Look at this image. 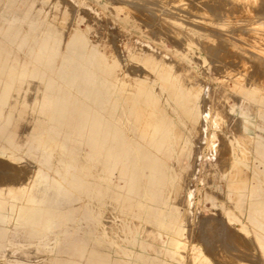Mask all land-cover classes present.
Here are the masks:
<instances>
[{"label": "rangeland", "instance_id": "1", "mask_svg": "<svg viewBox=\"0 0 264 264\" xmlns=\"http://www.w3.org/2000/svg\"><path fill=\"white\" fill-rule=\"evenodd\" d=\"M263 2L0 0V264H264Z\"/></svg>", "mask_w": 264, "mask_h": 264}, {"label": "bare ground", "instance_id": "2", "mask_svg": "<svg viewBox=\"0 0 264 264\" xmlns=\"http://www.w3.org/2000/svg\"><path fill=\"white\" fill-rule=\"evenodd\" d=\"M207 1V0H206ZM222 1V0H221ZM215 2V1H214ZM250 2V1H249ZM240 3V2H239ZM261 3V2H260ZM264 3V2H263ZM222 4V3H221ZM159 5V4H158ZM239 6V5H238ZM263 6V5H262ZM214 7V6H213ZM217 7V6H216ZM252 7V6H251ZM260 7V6H259ZM254 10V9H253ZM256 10V9H255ZM261 11V10H260ZM246 12V11H245ZM257 12V11H256ZM255 12V13H256ZM259 13V12H258ZM262 13H264L263 11H262ZM258 16V15H257ZM264 16V15H263ZM262 17V16H261ZM261 19V18H260ZM253 23V22H252ZM255 23V22H254ZM250 24V23H249ZM242 26V25H241ZM240 26V27H241ZM240 29V28H239ZM231 30V29H230ZM31 31V30H30ZM247 31V30H246ZM30 33V32H29ZM28 35V34H27ZM247 35V34H246ZM30 37V36H29ZM28 37V38H29ZM232 37V36H231ZM260 37H262L263 38V36H260ZM253 38V37H252ZM259 39V38H258ZM44 40V39H43ZM47 40H49V39H47ZM59 40V39H58ZM237 40V39H236ZM260 40V39H259ZM261 40H264V39H261ZM29 41H30V39H29ZM257 42H259V41H257ZM37 43V42H36ZM62 43V42H61ZM254 43H256V42H254ZM57 44H59V43H57ZM56 44V45H57ZM45 45H47V44H45ZM42 46H43V44H42ZM5 47V46H4ZM12 47V46H11ZM37 47V46H36ZM60 48V47H59ZM9 49V48H8ZM45 49V48H44ZM48 49V48H47ZM10 50V49H9ZM39 50V49H38ZM53 51V50H52ZM248 51V50H247ZM13 52H14V50H13ZM47 52V51H46ZM54 52V51H53ZM29 53V52H28ZM34 53V52H33ZM50 53V52H49ZM87 53V52H86ZM237 53H238V51H237ZM53 54V53H52ZM51 54V55H52ZM54 54H55V52H54ZM13 55V54H12ZM36 55V54H35ZM38 55H40V53L38 54ZM50 54L49 55H47V57L48 56H51ZM57 55V54H56ZM236 55V54H235ZM242 55V54H241ZM31 56V55H30ZM29 56V57H30ZM54 56V55H53ZM31 58V57H30ZM42 59V58H41ZM44 59V58H43ZM103 59V58H102ZM26 60V59H25ZM35 60V59H34ZM37 60V59H36ZM35 60V61H36ZM249 60V59H248ZM38 61V60H37ZM51 61H52V59H51ZM256 61V60H255ZM258 61V60H257ZM39 62H41V61H39ZM46 62H48V61H46ZM109 62V61H108ZM107 62V63H108ZM42 63V62H41ZM50 63V62H49ZM52 63H55V62H52ZM86 63V62H85ZM93 63V62H92ZM25 64V63H24ZM47 65V64H46ZM156 65V64H155ZM43 66V65H42ZM48 66V65H47ZM50 67L52 66V64L51 65H49ZM36 67V66H35ZM52 67H54V66H52ZM155 67V66H154ZM29 68V67H28ZM89 68V67H88ZM87 68V69H88ZM259 68V67H258ZM30 69V68H29ZM36 69V68H35ZM39 69V68H38ZM52 69V68H51ZM254 69V68H253ZM40 71V70H39ZM255 71H256V69H255ZM67 72H68V70H67ZM98 73V72H97ZM100 73V72H99ZM33 73H31V75H32ZM158 74V73H157ZM34 75V74H33ZM97 75V74H96ZM49 76V75H48ZM107 76V75H106ZM36 77V76H35ZM48 78V77H47ZM138 79V78H137ZM47 80H49V78L47 79ZM53 80V79H52ZM112 80V79H111ZM107 81V80H106ZM134 82V81H133ZM35 83V82H34ZM46 83H47V81H46ZM98 83V82H97ZM101 83V82H100ZM37 84V83H36ZM54 84V83H53ZM56 84V83H55ZM60 84V83H59ZM61 85V84H60ZM93 85V84H92ZM102 85H104V84H102ZM246 85V84H245ZM25 87V86H24ZM33 87V86H32ZM48 87V86H47ZM100 87V86H99ZM102 87V86H101ZM104 87V86H103ZM92 88V87H91ZM108 88V87H107ZM30 89V88H29ZM35 89V88H34ZM49 90V89H48ZM66 90V89H65ZM67 90H69V89H67ZM134 90V89H133ZM31 92V91H30ZM67 92H69V91H67ZM109 92V91H108ZM145 92V91H144ZM38 94V93H37ZM68 94V93H67ZM70 94H71V92H70ZM125 94V93H124ZM264 94V93H263ZM61 95V94H60ZM66 95V94H65ZM78 95V94H77ZM152 95V94H151ZM33 96V95H32ZM27 97H29V96H27ZM49 97V96H48ZM47 97V99H48V101H50V99L49 98H51V97H49L48 98ZM61 98V97H60ZM78 98V97H77ZM110 98V97H109ZM44 99V98H43ZM43 99H42V101H43ZM105 99H108V98H105ZM31 100V99H30ZM36 100V99H35ZM104 100V99H103ZM45 101V100H44ZM106 101V100H105ZM108 101V100H107ZM106 101V102H107ZM110 101V100H109ZM108 101V102H109ZM147 101V100H146ZM56 102V101H55ZM60 102V101H59ZM35 103H36V101H35ZM38 103V102H37ZM41 103V102H40ZM49 103H51V102H49ZM85 103V102H84ZM104 103V102H103ZM140 103V102H139ZM30 104V103H29ZM43 104V103H42ZM107 104H109V103H107ZM144 104H145V102H144ZM147 104V103H146ZM46 105V104H45ZM48 105V104H47ZM79 105V104H78ZM150 105V104H149ZM253 105V104H252ZM42 106H44V105H42ZM108 106H110V105H108ZM50 107V106H49ZM85 107H88V106H86L85 105ZM100 107V106H99ZM103 107H105V106H103ZM44 108V107H43ZM47 108V107H46ZM91 108V107H90ZM50 109V108H49ZM85 109V108H84ZM48 110V109H47ZM158 110V109H157ZM86 111V110H85ZM41 112H43V110H41ZM66 112V111H65ZM87 113V112H86ZM29 114V113H28ZM31 114V113H30ZM41 114V113H40ZM52 114V113H51ZM88 114V113H87ZM245 114V113H244ZM249 114V113H248ZM253 114V113H252ZM36 115V114H35ZM34 115V116H35ZM75 115V114H74ZM150 115V114H149ZM41 116V115H40ZM45 116V115H44ZM57 116V115H56ZM64 116V115H63ZM66 116V115H65ZM90 116V115H89ZM148 116V115H147ZM18 117V116H17ZM48 117V116H47ZM83 117V116H82ZM162 117V116H161ZM37 118V117H36ZM42 118H43V116H42ZM55 118V117H54ZM64 118V117H63ZM76 118V117H75ZM107 118V117H106ZM144 118V117H143ZM18 119V118H17ZM51 119V118H50ZM73 119V118H72ZM82 119V118H81ZM133 119V118H132ZM156 119V118H155ZM36 120V119H35ZM86 120V119H85ZM139 120V119H138ZM137 120V121H138ZM172 120V119H171ZM18 121V120H17ZM64 121V120H63ZM66 121V120H65ZM88 121V120H87ZM143 121V120H142ZM148 121V120H147ZM151 121V120H150ZM158 121V120H157ZM170 121V120H169ZM116 122V121H115ZM22 123V122H21ZM75 123V122H74ZM85 123V122H84ZM106 123V122H105ZM104 123V124H105ZM118 123V122H117ZM163 123V122H162ZM167 123H169V122H167ZM171 123V122H170ZM240 123V122H239ZM77 124H78V122H77ZM88 124V123H87ZM150 124V123H149ZM172 124V123H171ZM163 125V124H162ZM43 126H44V124H43ZM53 126V125H52ZM64 126V125H63ZM87 126V125H86ZM106 126V125H105ZM239 126H240V124H239ZM109 127H111V126H109ZM108 127V128H109ZM162 127V126H161ZM52 128V127H51ZM54 128V127H53ZM149 128V127H148ZM159 128V127H158ZM105 129V128H104ZM161 129V128H160ZM50 130V129H49ZM140 130V129H139ZM166 130V129H165ZM59 131V130H58ZM68 131V130H67ZM110 132V130H107V132ZM142 131H143V129H142ZM66 132V131H65ZM138 132V131H137ZM146 132V131H145ZM175 132V131H174ZM69 133V132H68ZM166 133H167V131H166ZM85 134V133H84ZM110 134V133H109ZM119 134V133H118ZM145 134V133H144ZM53 135V134H52ZM104 135H106V134H104ZM175 135V134H174ZM239 135V134H238ZM66 137V136H65ZM70 137H71V135H70ZM110 137V136H109ZM120 137V136H119ZM118 137V138H119ZM154 137H156V136H154ZM63 138H64V136H63ZM68 138V137H67ZM102 138V137H101ZM176 138V137H175ZM99 139V138H98ZM122 139V138H121ZM128 139V138H127ZM144 139V138H143ZM149 139H150V137H149ZM164 139V138H163ZM177 139V138H176ZM179 139V138H178ZM185 139H186V137H185ZM64 140H66V139H64ZM72 140V139H71ZM86 140V139H85ZM118 140H120V139H118ZM137 140V139H136ZM142 140V139H141ZM165 140H166V138H165ZM84 141V140H83ZM109 141V140H108ZM112 141V140H111ZM117 141V140H116ZM138 141H139V139H138ZM170 141V140H169ZM123 142V141H122ZM136 142V141H135ZM142 142V141H141ZM174 142H176L175 140H174ZM173 142V143H174ZM20 143V142H19ZM81 143V142H80ZM143 143V142H142ZM153 143V142H152ZM187 143V142H186ZM98 144V143H97ZM104 144V143H103ZM112 144V143H111ZM61 145H63V144H61ZM100 145H101V143H100ZM105 145V144H104ZM118 145H120L119 144V142H118ZM117 145V146H118ZM129 145H131V144H129ZM144 145V144H143ZM158 145V144H157ZM185 145V144H184ZM112 146H114V143H113V145ZM121 147V146H120ZM153 147V146H152ZM175 147H176V145H175ZM263 147V146H262ZM61 148V147H60ZM69 148V147H68ZM67 148V149H68ZM103 148V147H102ZM151 148V147H150ZM158 148V147H157ZM264 148V147H263ZM97 149V148H96ZM121 149V148H120ZM69 150H70V148H69ZM102 150V149H101ZM150 150V149H149ZM71 151V150H70ZM124 151V150H123ZM122 151V152H123ZM146 151V150H145ZM151 151V150H150ZM157 151H158V149H157ZM166 151H168V149H166ZM191 151V150H190ZM95 152H97L96 150H95ZM105 152V151H104ZM149 152V151H148ZM98 153V152H97ZM164 153H166V152H164ZM176 153V152H175ZM96 154V153H95ZM137 154V153H136ZM160 154V153H159ZM173 154V153H172ZM69 155V154H68ZM146 155H147V153H146ZM158 155V154H157ZM177 155V154H176ZM189 156V155H188ZM97 157V156H96ZM138 157V156H137ZM162 157H164V156H162ZM114 158V157H113ZM144 158V157H143ZM165 158V157H164ZM110 159H111V157H110ZM121 159V158H120ZM138 159V158H137ZM159 159V158H158ZM163 159V158H162ZM180 159V158H179ZM119 160V159H118ZM125 160V159H124ZM127 160H129V159H127ZM131 160V159H130ZM144 160V159H143ZM161 160V159H160ZM163 160H165V159H163ZM63 161V160H62ZM121 161V160H120ZM119 161V162H120ZM110 161H108V163H109ZM126 162V161H125ZM178 162V161H177ZM100 163V162H99ZM124 163V162H123ZM131 163V162H130ZM158 163V162H157ZM162 163V162H161ZM164 163V162H163ZM68 164V163H67ZM150 164V163H149ZM165 164V163H164ZM119 165V164H118ZM128 165V164H127ZM71 166V165H70ZM96 166H97V164H96ZM126 166V165H125ZM134 166V165H133ZM149 166V165H148ZM147 166V167H148ZM108 167V166H107ZM145 167V166H144ZM158 167H160V165L158 166ZM162 167H163V165H162ZM121 168V167H120ZM126 168V167H125ZM124 168V169H125ZM127 168H128V166H127ZM152 168V167H151ZM103 169V168H102ZM156 169V168H155ZM154 169V170H155ZM162 169V168H161ZM131 170H132V168H131ZM157 171H158V169H156ZM166 170V169H165ZM119 171V170H118ZM125 171V170H124ZM158 173V172H157ZM128 175V174H127ZM135 176V175H134ZM128 177V176H127ZM174 178V177H173ZM128 179V178H127ZM152 179V178H151ZM156 179H157V177H156ZM155 179V180H156ZM161 179V178H160ZM154 180V179H153ZM175 180V179H174ZM144 181V180H143ZM149 181H150V179H149ZM158 181V180H157ZM140 182V181H139ZM172 182V181H171ZM138 184V183H137ZM174 185V184H173ZM121 186V185H120ZM137 186V185H136ZM126 187V186H125ZM140 187V186H139ZM157 187V186H156ZM155 188V187H154ZM136 190V189H135ZM135 190L133 191V192H135ZM139 190V189H138ZM128 194V193H127ZM133 195V194H132ZM131 202V201H130ZM25 207V206H24ZM30 208V207H29ZM24 209V208H23ZM44 209V208H43ZM29 210V209H28ZM17 211V210H16ZM25 211V210H24ZM19 212V211H18ZM21 212V211H20ZM29 212V211H28ZM42 212H43V210H42ZM47 212V211H46ZM23 213V212H22ZM26 213V212H25ZM49 213V212H48ZM21 214V213H20ZM46 214V213H45ZM22 215V214H21ZM41 215H42V213H41ZM29 216V215H28ZM32 216V215H31ZM40 216V215H39ZM45 216V215H44ZM21 218V217H20ZM41 218V217H40ZM49 218V217H48ZM47 218V219H48ZM26 219V218H25ZM29 219V218H28ZM37 219V218H36ZM39 219V218H38ZM25 221V220H24ZM36 221V220H35ZM31 222V221H30ZM48 222H49V219H48ZM176 222V221H175ZM37 223H38V221H37ZM41 223V222H40ZM44 223V222H43ZM35 224V223H34ZM36 225V224H35ZM31 226V225H30ZM41 227V226H40ZM37 239V238H36ZM179 239V238H178ZM179 248V247H178ZM14 251V250H13ZM15 252V251H14ZM206 258V257H205ZM195 261V260H194ZM208 261V260H207ZM211 261V260H210ZM199 262H200V260H199ZM173 263V262H172Z\"/></svg>", "mask_w": 264, "mask_h": 264}, {"label": "crops", "instance_id": "3", "mask_svg": "<svg viewBox=\"0 0 264 264\" xmlns=\"http://www.w3.org/2000/svg\"><path fill=\"white\" fill-rule=\"evenodd\" d=\"M73 250H74L75 253L78 252V251H76V249H73Z\"/></svg>", "mask_w": 264, "mask_h": 264}]
</instances>
